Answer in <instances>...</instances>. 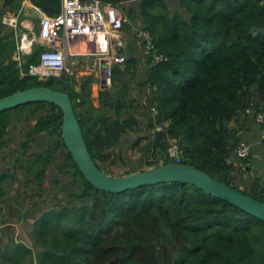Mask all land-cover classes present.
<instances>
[{
    "label": "trees",
    "instance_id": "1",
    "mask_svg": "<svg viewBox=\"0 0 264 264\" xmlns=\"http://www.w3.org/2000/svg\"><path fill=\"white\" fill-rule=\"evenodd\" d=\"M26 1L50 16L61 8V0H0V98L36 86L67 92L88 150L107 173L106 165L114 163L112 149L141 124L133 100L127 103V85H118L135 60L126 61L125 69L113 67V84L99 90L97 105L91 76L75 79L63 72L38 80L22 75L28 64L39 62L43 47L34 46L19 64L13 58L16 30L2 18L17 13ZM101 1L124 10L132 0ZM133 1L166 61L150 63L145 81L152 89L146 107L153 132L144 150L157 163L145 161L146 167L138 164L124 175L162 163H184L264 203V176L242 188L235 181L234 174L243 172L240 167L249 168L252 150L247 159L234 162L241 136L231 126L248 107L264 111V0H174L175 9L167 0ZM134 11L128 7L132 19ZM19 120L35 123L26 134L24 152L11 166L41 187L49 165L59 163L71 175L76 189L70 193L81 205L42 212L34 230L35 242L43 247L37 256L13 239L1 246L0 238V264H264L263 220L189 183H158L120 193L98 190L63 143L59 108L34 102L1 112L0 148L6 146L9 126ZM256 125L264 131V124ZM37 135L50 142L44 151L28 156V143ZM171 142L178 149V161L167 153ZM12 175L0 174V188Z\"/></svg>",
    "mask_w": 264,
    "mask_h": 264
},
{
    "label": "rangeland",
    "instance_id": "2",
    "mask_svg": "<svg viewBox=\"0 0 264 264\" xmlns=\"http://www.w3.org/2000/svg\"><path fill=\"white\" fill-rule=\"evenodd\" d=\"M171 9L176 8L174 0H167ZM128 7H134L133 12L135 18H130L128 15ZM127 17L126 26L129 25L132 28L135 35L136 28H144L143 18L140 16L139 11L136 9V2L130 1L126 3L123 10ZM38 28L35 30L37 31ZM132 34V33H131ZM133 40H140V44L143 49L146 50V44L139 38L133 36ZM144 45V46H143ZM16 55V53H15ZM72 59L75 56H71ZM148 67H144L138 72L128 74L124 80L120 79L119 86L123 84L127 85L126 100L129 104L130 100H133L135 106V112H137L138 119L140 120V127L137 131H129L121 139V143L118 147L112 149L114 163L107 164V174L112 176L124 175V173L131 167L138 164H142L145 167V161H153L150 153H145L144 145L150 139L153 129L148 126V114L149 109L147 106V100L151 96V88L145 83L148 72ZM36 78V77H35ZM37 79V78H36ZM39 80V79H38ZM117 87L120 88V87ZM240 114L237 120L231 122V126L239 130L241 141H245L250 144L252 150V156L246 166L240 167L243 171L234 174L236 183L240 188L245 187L256 176H264V131L252 120V117H247ZM239 121H243L244 125L240 126ZM35 120L30 123H23L21 120L14 121L8 128V135L6 138V146L0 148V174L3 172H12L11 179H6L1 184V190L4 193H0V238L4 245L8 239H15L26 244L31 241L34 245L37 244L34 239V230L36 222L41 217L42 212H47L52 208H60L63 206L74 207L77 209L81 203L70 192L76 189V186L72 180L71 175L65 172L59 163H51L48 169L44 173V178L41 181V187H38L37 182L33 183L22 169L15 171V168L11 166L13 159L18 157L24 152L23 142L26 140V134L30 132V128L34 125ZM43 135H37L36 140L30 141L29 149L25 151L26 155H32L38 152H42L47 148L50 142L49 137H42ZM140 140L139 144L137 142ZM59 154V150L54 152ZM27 156V157H28ZM236 164L238 160L235 157L232 158ZM161 161V159H159ZM157 163V160L153 161ZM238 165V164H237ZM26 180H28L26 182ZM59 183H55V181ZM65 185L67 189H63L61 186ZM33 187L35 189H33ZM38 187V188H36ZM25 191V192H23ZM90 203V201H89ZM21 214H26L24 218L18 219ZM5 219L7 221L2 224ZM42 247V246H41ZM40 247V248H41ZM43 248V247H42ZM36 252V251H35ZM37 256V254L35 255ZM172 263V259H171Z\"/></svg>",
    "mask_w": 264,
    "mask_h": 264
},
{
    "label": "built area",
    "instance_id": "3",
    "mask_svg": "<svg viewBox=\"0 0 264 264\" xmlns=\"http://www.w3.org/2000/svg\"><path fill=\"white\" fill-rule=\"evenodd\" d=\"M40 14L37 33L20 32L16 14L3 16V23L16 30V60L22 64V56L32 53L38 43L43 48L39 53V62L30 63L22 75L46 80L58 77L66 69V58L71 55V44L76 38L84 37L98 44L96 56L102 60L101 87L110 88L113 84V67L124 64L126 58L119 53L125 47L122 35L127 17L120 5L103 3L101 0H61L60 12L50 16L35 7ZM135 35L146 44V50L152 56V64L166 61L158 53L153 38L145 28H136ZM156 112L154 109H152ZM243 115L250 116L255 123L264 124V111L246 108ZM237 159H247L251 153L250 144L240 141L234 148ZM170 157L178 161L179 152L174 142L167 150Z\"/></svg>",
    "mask_w": 264,
    "mask_h": 264
},
{
    "label": "water",
    "instance_id": "4",
    "mask_svg": "<svg viewBox=\"0 0 264 264\" xmlns=\"http://www.w3.org/2000/svg\"><path fill=\"white\" fill-rule=\"evenodd\" d=\"M33 16L35 18L39 17L37 13H34ZM19 31L22 32L23 30L20 29ZM101 83L103 82L101 81ZM34 102H47L61 110V137L63 143L84 178L94 188L111 193H120L158 183H189L264 221L263 202L232 188L225 182L213 178L207 172L188 164L162 163L135 173L120 176H112L105 173L98 167L88 150L72 100L65 91L45 86L19 90L0 98V113Z\"/></svg>",
    "mask_w": 264,
    "mask_h": 264
},
{
    "label": "crops",
    "instance_id": "5",
    "mask_svg": "<svg viewBox=\"0 0 264 264\" xmlns=\"http://www.w3.org/2000/svg\"><path fill=\"white\" fill-rule=\"evenodd\" d=\"M35 7L36 6L26 1L22 4L21 8L17 13H5L3 16L16 14L20 29H22L25 32L37 33L39 29L40 14L36 11ZM34 13H37L39 17L35 18L33 16ZM130 25H132V28H130L129 25L127 26L125 25L123 27L122 35L125 41V47L121 49L119 53L126 58V61H128L129 59H134L135 64L131 68V72L125 74L121 78L122 80H124V78L128 74L138 72L139 70H142L144 67L152 63V56L150 53L147 52V50L143 49L142 45L140 44L141 41L133 40L132 35L135 36L133 32L134 26L133 24ZM36 28H38L37 31L35 30ZM16 44H17V38H16ZM34 46H41V45L36 43ZM97 48H98V44L92 40H89L88 38H84V37L76 38V40H74V42L71 44V55L66 58V62H65L66 69L64 71L69 76L75 79H78L83 76H91L94 79V83L91 86V91H92L91 96L93 98L94 105H97V96L99 90L103 89L101 88L102 60L101 58L96 56ZM15 56L16 55L14 53L13 56L14 59L16 58ZM71 56H75V58L72 59ZM114 66H119L121 67V69H125V63L117 64ZM78 89L79 88L76 87V90ZM14 241L16 243L21 242V241H16L15 239ZM24 244L32 249L34 256L42 251V247L36 244L34 245L32 241L28 244L26 243Z\"/></svg>",
    "mask_w": 264,
    "mask_h": 264
}]
</instances>
